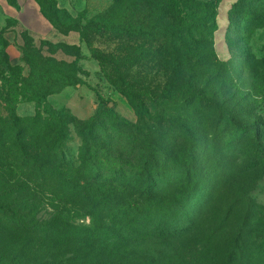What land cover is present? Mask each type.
I'll list each match as a JSON object with an SVG mask.
<instances>
[{
  "label": "trees",
  "instance_id": "obj_1",
  "mask_svg": "<svg viewBox=\"0 0 264 264\" xmlns=\"http://www.w3.org/2000/svg\"><path fill=\"white\" fill-rule=\"evenodd\" d=\"M35 1L62 34L128 43L113 63L98 60L137 121L104 101L86 121L56 112L47 97L81 84L80 63L40 55L39 63L27 58L28 74L22 67L3 72L0 96L2 88L29 96L36 111L6 117L0 109V224L9 237L51 244L49 264H157V252L194 233L230 158L242 159L247 170L264 169V124L244 123L205 92L225 79L207 69L236 71L215 52L223 0H114L90 20L60 9L57 0ZM235 19L250 30L264 28V0L234 1L228 28ZM150 64L160 76L157 87L121 78L122 70L140 74ZM72 125L81 144L76 162L67 153ZM197 125L214 126L206 142ZM38 194L54 212L101 209L102 225H76L54 213L40 218L38 207L47 202L33 199ZM254 208L249 199L224 264H264V219Z\"/></svg>",
  "mask_w": 264,
  "mask_h": 264
},
{
  "label": "rangeland",
  "instance_id": "obj_2",
  "mask_svg": "<svg viewBox=\"0 0 264 264\" xmlns=\"http://www.w3.org/2000/svg\"><path fill=\"white\" fill-rule=\"evenodd\" d=\"M234 1L223 0L218 14L219 30L214 41L220 62L229 63V67L235 65L236 71L228 72L222 66L207 69L210 75H223L225 79L205 92L208 99H215L219 104L226 102L230 112L238 115L244 123L264 124V28L250 30L242 23L238 26L236 19L231 21L233 27L228 28L227 12ZM57 3L60 9L70 12L75 18L90 20L104 16L114 5V0H57ZM37 7L40 9L35 0H0V80L5 76L3 72L9 73L11 69L20 67L28 74L27 58H35L32 62L39 63L42 60L40 55L43 60L80 63L83 69L81 84L66 87L47 97L56 112L68 120L86 121L99 111L104 101L115 114L136 122V115L127 99L109 84V77L98 60L105 56L113 63L110 60L121 56V51L125 53L128 43H114L104 36L83 37L77 32L62 34L36 11ZM18 15L20 22L14 19ZM150 66L153 67L151 70L146 69L140 74L125 75L122 70L124 75L121 78L157 87L160 76L157 67ZM6 76L13 78L11 73ZM2 89L4 98L0 96V109L6 117L14 110L20 117L35 113L36 105L29 96L15 94L9 88ZM71 129L72 139L67 153L71 161L76 162L81 144L73 125ZM196 129L199 138L206 142L214 126L197 125ZM207 147L208 143L203 146ZM243 164L242 159H229L224 177L215 190L214 198L201 214L194 233L157 252V264H224L249 199L256 207L253 213L264 219V169L247 170ZM33 199L47 202L38 207L40 218L54 213L76 225H102L106 213L101 209L95 211L80 206H63L54 212L44 195H35ZM236 204L242 205L237 213L234 210ZM9 235V231L0 224V264H49L51 244Z\"/></svg>",
  "mask_w": 264,
  "mask_h": 264
},
{
  "label": "crops",
  "instance_id": "obj_3",
  "mask_svg": "<svg viewBox=\"0 0 264 264\" xmlns=\"http://www.w3.org/2000/svg\"><path fill=\"white\" fill-rule=\"evenodd\" d=\"M36 9V11L39 13V14H41L40 13V9L37 7V8H35ZM21 12V11H20ZM14 19H16V20H18L19 21V15L16 17H14ZM20 22V21H19Z\"/></svg>",
  "mask_w": 264,
  "mask_h": 264
}]
</instances>
